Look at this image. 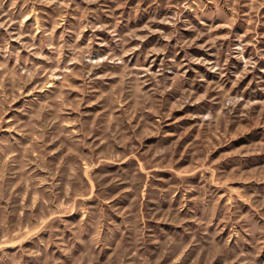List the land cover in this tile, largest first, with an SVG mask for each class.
<instances>
[{
    "label": "rangeland",
    "instance_id": "obj_1",
    "mask_svg": "<svg viewBox=\"0 0 264 264\" xmlns=\"http://www.w3.org/2000/svg\"><path fill=\"white\" fill-rule=\"evenodd\" d=\"M0 264H264V0H0Z\"/></svg>",
    "mask_w": 264,
    "mask_h": 264
}]
</instances>
